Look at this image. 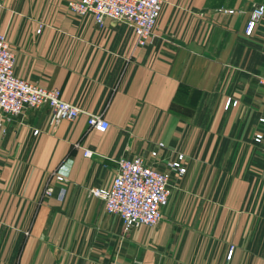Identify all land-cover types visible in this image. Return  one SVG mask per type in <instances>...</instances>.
Returning a JSON list of instances; mask_svg holds the SVG:
<instances>
[{
	"label": "crops",
	"instance_id": "1",
	"mask_svg": "<svg viewBox=\"0 0 264 264\" xmlns=\"http://www.w3.org/2000/svg\"><path fill=\"white\" fill-rule=\"evenodd\" d=\"M65 2L0 0L13 73L81 110L54 128L45 107L0 118V264H264V16L245 34L264 0H165L143 46ZM133 154L162 170L181 154L184 172L160 222L124 233L87 190Z\"/></svg>",
	"mask_w": 264,
	"mask_h": 264
},
{
	"label": "built area",
	"instance_id": "2",
	"mask_svg": "<svg viewBox=\"0 0 264 264\" xmlns=\"http://www.w3.org/2000/svg\"><path fill=\"white\" fill-rule=\"evenodd\" d=\"M164 2L165 0H66L65 4L73 14L90 15L98 27L102 26L105 19L129 26L135 34V44L143 46L150 42L153 36L154 23ZM263 16L264 4L253 3L245 27L246 35L252 33L254 26ZM12 64V51L4 35L0 34V118L6 120L26 108L45 107L54 128L60 121H70L81 113L79 108L60 99L57 88H43L17 77L13 73ZM258 82L264 87V74L258 76ZM228 103L229 100L225 105ZM260 121L264 123V118ZM86 125L97 132H103L107 129L108 122L101 114L86 113ZM36 132V129L32 130L33 134ZM260 137V134H257L256 141ZM83 155L88 156L89 151L83 150ZM155 155V150L149 152L150 157ZM181 159L182 155L178 154L176 159L168 162L162 170L147 163L140 154L120 156L114 161L115 167L109 186L90 187L87 194L102 201L105 213L119 217L121 231L124 233L140 225L155 227L160 222L162 209L167 203L170 172H176L178 175L184 172V167L180 164ZM52 174L56 180L65 181L61 175L54 172ZM51 191L50 185L45 183L42 194L49 195ZM232 247L230 244L226 250L227 258Z\"/></svg>",
	"mask_w": 264,
	"mask_h": 264
}]
</instances>
